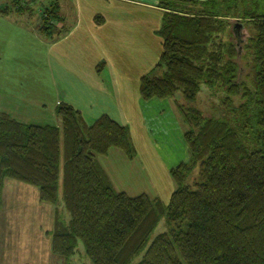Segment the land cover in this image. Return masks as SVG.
Masks as SVG:
<instances>
[{"label": "trees", "instance_id": "1", "mask_svg": "<svg viewBox=\"0 0 264 264\" xmlns=\"http://www.w3.org/2000/svg\"><path fill=\"white\" fill-rule=\"evenodd\" d=\"M55 3L42 11L39 26L50 35L61 21V3ZM159 4L165 12L157 67L167 70L142 75V96L168 98L181 89L186 102L193 103L203 82L226 88L227 100L242 99V115L253 103L262 147L251 149L244 142V127L239 131L224 119L180 104L190 126L185 137L191 158L171 169L177 188L165 204L147 193L131 196L114 188L98 155L112 148L130 158L136 152L126 125L110 115L90 124L80 109L62 102L59 127L22 122L0 109V210L7 178L38 186L41 201L62 199L71 219L66 223L56 211L52 250L66 264H72L79 240L91 264H132L141 254L138 264H264V0ZM12 6L1 12L29 11L17 0ZM238 23L256 34L245 42L236 35ZM247 49H254L256 91L242 73L240 59ZM197 166L200 181L192 187L187 180ZM163 217L170 230L151 239Z\"/></svg>", "mask_w": 264, "mask_h": 264}, {"label": "rangeland", "instance_id": "2", "mask_svg": "<svg viewBox=\"0 0 264 264\" xmlns=\"http://www.w3.org/2000/svg\"><path fill=\"white\" fill-rule=\"evenodd\" d=\"M14 1L0 0V7L12 6ZM55 1L58 0H17L29 6V11L23 14L26 18L15 12L16 18L21 17L23 22L15 20L16 26L21 27L14 35H11L12 27L5 29L10 46L5 55L8 60L3 58L4 63L0 65L11 69L8 73L12 85L16 86L14 90L29 97L30 108H26L25 114H30L26 118L30 123L63 127L56 113L60 100V103H71L81 109L90 124L99 115L108 113L126 125L136 152L134 157L130 158L120 148H112L107 155H98L117 191L131 196L146 192L152 198L159 197L165 204L169 203L177 188L171 167L191 158L185 137L190 126L180 104L224 119L239 131L244 127L247 132L243 135L244 142L251 149L262 147L253 103L249 102V110L242 115L239 107L242 99L231 96V100H227L226 88H213L203 82L193 103L186 102L181 89L168 98L145 99L142 96V75H164L167 70L165 66L157 67L163 40L159 32L163 25L162 11L106 0H59V17L62 13L67 16L66 32L76 24L79 28L74 29L73 36L50 48L52 44L42 42L45 34L39 26L44 24L42 11L45 7L54 8ZM61 24L52 30L61 29ZM237 25L236 35L241 34L245 42L256 34L250 25L249 29ZM244 52V58L240 59L242 73L251 89L256 91L254 49ZM261 93L264 99V91ZM62 180L63 173L61 196ZM198 181L199 166L192 171L187 183L195 187ZM57 210L69 223L71 215L62 199L57 204L41 201L38 186L7 178L0 210V264H44L45 258L55 260L52 264H65V258L49 253ZM187 227L184 223L183 228ZM169 230L167 218L163 217L151 239ZM142 256L135 257L132 264H138ZM71 263L91 264L82 240Z\"/></svg>", "mask_w": 264, "mask_h": 264}, {"label": "crops", "instance_id": "3", "mask_svg": "<svg viewBox=\"0 0 264 264\" xmlns=\"http://www.w3.org/2000/svg\"><path fill=\"white\" fill-rule=\"evenodd\" d=\"M106 1H109V2L113 1L114 3H120V4L124 3L125 5L137 6V7H140V8L153 10V11L155 10L156 12L162 11L163 18H164L165 9L160 6V4H159L160 0H106ZM200 1H204V0H200ZM125 5H123V6L125 7ZM15 14H16L15 12H11L9 14H3L1 12V7H0V63L2 62L1 60L3 58L7 59V57H5V55H6V51H8L9 46H10L9 36L6 33L5 29L7 27H9V26L12 27L11 28V30H12L11 35H14L15 34L14 31L21 27V26H16L15 23L17 21L22 23L23 21H22L21 17L26 18V15H20L19 14L21 17H20V19H18V18H16ZM16 15H18V14H16ZM60 17H61V21H59L58 24H60V22L62 23L61 26H63V27L62 28H61V26L59 27L62 30H60V29L56 30L51 35L50 34H46V33H44L43 31L40 30L42 33L45 34V35H43L44 38L41 39V40H43L42 42H45V43H47L49 45L52 44V45H50V48L56 47L62 41H65L69 37L73 36L74 35V29H78L79 28V26H77V24H76L75 27L72 26V28L70 29L69 32H66V29H68V27L67 26L64 27V24L66 23V17L67 16H65V14L62 13L60 15ZM15 20H17V21H15ZM2 63H4V61ZM105 63H108V61L105 60ZM10 70L11 69L10 68H6L5 65H3V64L0 65V100H2L1 103H0V109L2 111L7 112L12 117H14V118H16V119H18V120H20L22 122L30 123L28 121L29 119H26V118H28V116L30 114H25L26 108H27V110L30 108V100H28L29 97L25 96L20 91L14 90V89H16V86L14 87L12 85V81H10L11 78L9 76L10 74L8 73ZM117 74L118 73H116V75ZM21 84H23V83H21ZM60 102L61 101L58 100L57 104H60ZM103 114H108V113H103ZM103 114L99 115V117L102 116ZM20 117H22L23 119H20ZM39 124L44 125V124H52V123H39ZM52 125H55V124H52ZM56 126H59V125L56 124ZM98 161H99V159H98ZM182 162H188V161L184 160ZM99 163L101 164V166L105 170V172L108 174V176H109V178H110V180H111V182H112V184H113V186L115 188V185H114V183H113L108 171L106 170V168L102 165V163L100 161H99ZM176 166H173V167H176ZM173 167H171V169ZM49 235H50V233H49ZM51 237H52V234H51ZM0 249H1V243H0ZM49 251H50L49 253H51L52 255H56V254H54V252L52 250V239H51V245L49 247ZM49 255H47V257ZM45 260L46 261L44 262V264H52V263L55 262V260L53 261L52 259H48V258H45ZM65 264H66V261H65Z\"/></svg>", "mask_w": 264, "mask_h": 264}]
</instances>
